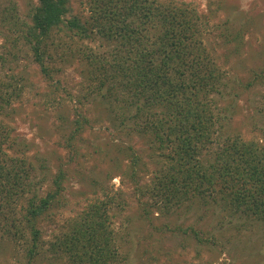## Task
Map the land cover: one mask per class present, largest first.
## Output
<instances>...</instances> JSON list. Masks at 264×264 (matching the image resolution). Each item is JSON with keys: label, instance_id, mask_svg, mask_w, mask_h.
<instances>
[{"label": "rangeland", "instance_id": "rangeland-1", "mask_svg": "<svg viewBox=\"0 0 264 264\" xmlns=\"http://www.w3.org/2000/svg\"><path fill=\"white\" fill-rule=\"evenodd\" d=\"M34 1L0 0V77L20 87L7 107L17 139L39 184L49 187L55 175H64L61 205L38 224L33 264H74L51 243L99 198L110 207L121 264H264L258 220L232 212L220 200L196 197L170 208L159 200L152 187L163 151L129 119L122 102L94 92L85 73L83 54H105L112 44L98 35L77 40L55 33L43 58L49 75L41 70L17 27L1 18L13 4L27 20ZM87 1L70 0L73 12L90 20ZM182 1L208 22L207 45L218 46L214 55L223 84L214 96L216 140L238 135L264 146V0ZM79 113L85 123L68 146ZM25 243L7 240L0 228V264H26Z\"/></svg>", "mask_w": 264, "mask_h": 264}, {"label": "trees", "instance_id": "trees-1", "mask_svg": "<svg viewBox=\"0 0 264 264\" xmlns=\"http://www.w3.org/2000/svg\"><path fill=\"white\" fill-rule=\"evenodd\" d=\"M87 3L90 20L74 13L70 0H35L27 20L12 4L1 18L17 27L46 75L43 58L55 33L77 40L98 35L112 44L105 54H83L85 73L94 92L122 102L129 119L163 151L152 187L163 205L180 206L196 197L220 200L232 212L258 220L264 231V146L238 135L216 140L214 96L223 73L214 55L218 46L207 45L211 31L200 11L182 0ZM19 90L12 78L0 77V228L7 240L27 242L26 264H33L40 247L38 224L61 205L64 175H55L49 187L35 180L7 111ZM82 117L74 119L68 146L85 123ZM97 200L51 246L67 252L74 264H121L110 207Z\"/></svg>", "mask_w": 264, "mask_h": 264}]
</instances>
